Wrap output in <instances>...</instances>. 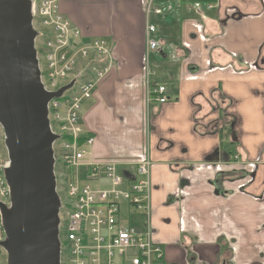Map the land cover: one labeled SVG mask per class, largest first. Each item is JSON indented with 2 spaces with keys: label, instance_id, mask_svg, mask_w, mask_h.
I'll list each match as a JSON object with an SVG mask.
<instances>
[{
  "label": "crops",
  "instance_id": "1",
  "mask_svg": "<svg viewBox=\"0 0 264 264\" xmlns=\"http://www.w3.org/2000/svg\"><path fill=\"white\" fill-rule=\"evenodd\" d=\"M60 2L82 43L104 38L113 58L86 115L120 122H84V161L129 163L124 177L152 163L150 216L134 227H150L164 264H264V0ZM145 24L158 42L147 54ZM145 60L164 105L147 100Z\"/></svg>",
  "mask_w": 264,
  "mask_h": 264
},
{
  "label": "built area",
  "instance_id": "2",
  "mask_svg": "<svg viewBox=\"0 0 264 264\" xmlns=\"http://www.w3.org/2000/svg\"><path fill=\"white\" fill-rule=\"evenodd\" d=\"M27 1L32 27L37 32L34 49L43 89L55 93L75 82L47 104L49 127L57 137L52 144L54 168L60 169L62 185L56 184V192L66 196L64 203L60 201L58 213L64 232L63 240L58 239L60 264H164L163 250L153 240L150 227L139 232L122 215L126 206L131 212L143 211L150 216L151 161L138 159L131 164L134 171L127 177L119 175L117 168L129 163L84 161L94 138L80 123L82 105L92 99L96 87L110 72V46L104 38L83 44L78 27L59 11L61 0ZM161 10L170 12L173 7L163 3ZM154 33L155 28L145 24L146 54L158 48ZM143 71L147 100L166 104V88L152 84L154 71L147 60ZM7 167L8 161L0 165V203L9 207V188L3 174ZM60 225L59 219L58 230ZM5 240L0 212V256Z\"/></svg>",
  "mask_w": 264,
  "mask_h": 264
},
{
  "label": "water",
  "instance_id": "3",
  "mask_svg": "<svg viewBox=\"0 0 264 264\" xmlns=\"http://www.w3.org/2000/svg\"><path fill=\"white\" fill-rule=\"evenodd\" d=\"M27 0H0V127L8 167L9 207L0 203L7 264H60V200L56 192L47 104L40 82Z\"/></svg>",
  "mask_w": 264,
  "mask_h": 264
},
{
  "label": "rangeland",
  "instance_id": "4",
  "mask_svg": "<svg viewBox=\"0 0 264 264\" xmlns=\"http://www.w3.org/2000/svg\"><path fill=\"white\" fill-rule=\"evenodd\" d=\"M75 1H78V0H75ZM60 3L61 2H59V5H60ZM59 11L61 12V10H60V7H59ZM62 13V12H61ZM63 14V13H62ZM65 16V15H64ZM65 17H67L69 20H71V18H69L68 17V14H66V16ZM71 23H73L72 21H71ZM43 42H44V39L42 40ZM38 53L40 54L41 52H40V50H38ZM85 77V76H84ZM68 81H65L63 84H66ZM70 85H71V87L72 86H74L75 85V82L74 81H72L71 83H70ZM99 86V85H98ZM96 87V89H95V91H94V95H93V97H92V100H90V102L89 101H87L88 103H86L85 104V106H84V108H83V116H81V120H80V123H81V125H82V127H83V129L85 130V126H84V122H85V124H86V122L90 125V126H92V128H93V125L95 124V122H97L98 120H101L102 121V123L106 126V125H108V122H110V123H116V122H120V118H119V116L117 115V114H115V116H114V120H109L108 122H107V113L105 112V110L104 109H100L99 110V115H96L94 112H93V114H89V115H86L87 114V108L89 107V106H91L92 104H93V102H94V97H95V94L97 93V88H99V87ZM115 93H117V91L116 92H114L113 94H115ZM116 107H117V102H116ZM7 154H6V149H5V138H4V134H3V131H2V129H1V127H0V165H4L5 163H7ZM59 172H60V169L57 167H55L54 168V173H55V177L57 178L56 180H57V186H59V187H62V185L60 184L61 182V180H60V178L58 177V175H59ZM5 173V172H4ZM3 173V174H4ZM58 197H59V199H60V201H62L63 203L66 201V196H65V194H64V192H59L58 193ZM0 202H1V199H0ZM125 218H127L126 216H125ZM144 218V219H143ZM59 219H60V223H61V225H60V227H59V230H58V239L60 240V241H62L63 240V235H64V232H63V226H62V224H63V219H62V215L60 214L59 215ZM145 220H146V214H145V212H143V211H132V213L130 214V217L128 218V221H126L127 223H129L131 226H135L137 223H140V224H142V223H145ZM135 228V227H134ZM136 229V228H135ZM137 230V229H136ZM137 231H139V230H137ZM139 232H141V231H139ZM7 262V255H6V253L4 252V251H2V254H1V256H0V264H7L6 263Z\"/></svg>",
  "mask_w": 264,
  "mask_h": 264
}]
</instances>
